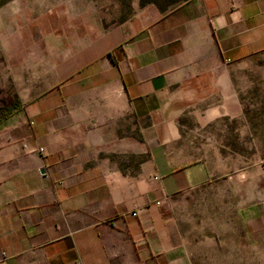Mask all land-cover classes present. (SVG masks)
<instances>
[{
  "label": "crops",
  "instance_id": "1",
  "mask_svg": "<svg viewBox=\"0 0 264 264\" xmlns=\"http://www.w3.org/2000/svg\"><path fill=\"white\" fill-rule=\"evenodd\" d=\"M79 13L15 70L0 264H264V0Z\"/></svg>",
  "mask_w": 264,
  "mask_h": 264
},
{
  "label": "rangeland",
  "instance_id": "2",
  "mask_svg": "<svg viewBox=\"0 0 264 264\" xmlns=\"http://www.w3.org/2000/svg\"><path fill=\"white\" fill-rule=\"evenodd\" d=\"M182 0H0V119L19 107L18 93L26 73L23 54L41 37L70 36L86 31L79 11L94 14V32L113 30L141 7L162 12ZM64 38V37H63Z\"/></svg>",
  "mask_w": 264,
  "mask_h": 264
},
{
  "label": "built area",
  "instance_id": "3",
  "mask_svg": "<svg viewBox=\"0 0 264 264\" xmlns=\"http://www.w3.org/2000/svg\"><path fill=\"white\" fill-rule=\"evenodd\" d=\"M24 147H26L28 152H42L43 151V147L42 146H27L26 144H23ZM133 215L135 214V212H131Z\"/></svg>",
  "mask_w": 264,
  "mask_h": 264
}]
</instances>
